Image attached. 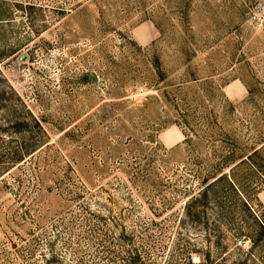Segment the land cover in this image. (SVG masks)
<instances>
[{"label":"rangeland","instance_id":"rangeland-1","mask_svg":"<svg viewBox=\"0 0 264 264\" xmlns=\"http://www.w3.org/2000/svg\"><path fill=\"white\" fill-rule=\"evenodd\" d=\"M10 115L0 264H264V0H0Z\"/></svg>","mask_w":264,"mask_h":264},{"label":"trees","instance_id":"trees-1","mask_svg":"<svg viewBox=\"0 0 264 264\" xmlns=\"http://www.w3.org/2000/svg\"><path fill=\"white\" fill-rule=\"evenodd\" d=\"M22 107L25 109L24 104H22ZM25 110L29 114V118H31V120L36 125H38V127H40L38 118L36 116H33L32 113H30L28 109H25ZM28 123H29V120L25 118L20 119L19 117L11 116L10 118L4 119V117H1L0 119V177H2V173L9 171L11 167H13L14 165L18 163V161L22 160L27 155H31L36 149H38L40 141L43 138H45V135L42 137L41 136L37 137V138L30 137L29 127H27L26 130L19 129V127H22L23 125L26 126L28 125ZM8 124L16 126L17 127L16 131L20 132V135L18 139L15 140V142H12L10 138L7 139L3 136L4 135L3 130L6 129V125ZM26 131L27 133L23 135V133ZM42 134H44L43 130H42ZM216 178L217 177H215L213 180H215ZM200 193L204 195L205 190L200 191Z\"/></svg>","mask_w":264,"mask_h":264},{"label":"crops","instance_id":"crops-1","mask_svg":"<svg viewBox=\"0 0 264 264\" xmlns=\"http://www.w3.org/2000/svg\"><path fill=\"white\" fill-rule=\"evenodd\" d=\"M156 35V29L154 27V25L150 22V21H147V20H143L141 21L139 24L133 26V28L131 29V37L133 38V40H135L138 44H146L148 42H150L151 40H153V38L155 37ZM231 90L232 88L234 89V91L236 89H238V87H235V86H230ZM171 132V134L174 136V141L170 144H167L165 142V137H164V134L166 132ZM181 133L173 128V127H168V128H165L160 136H159V139H160V142L163 144V146H171L172 144H175L178 142V140L181 138Z\"/></svg>","mask_w":264,"mask_h":264}]
</instances>
